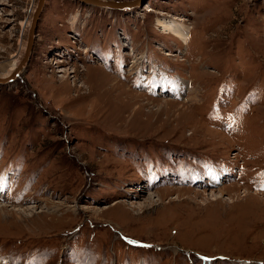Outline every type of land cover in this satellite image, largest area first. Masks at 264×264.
<instances>
[{
  "label": "rangeland",
  "instance_id": "374dc122",
  "mask_svg": "<svg viewBox=\"0 0 264 264\" xmlns=\"http://www.w3.org/2000/svg\"><path fill=\"white\" fill-rule=\"evenodd\" d=\"M37 4L0 0V76ZM0 264H264V0H47L0 84Z\"/></svg>",
  "mask_w": 264,
  "mask_h": 264
},
{
  "label": "water",
  "instance_id": "95a60500",
  "mask_svg": "<svg viewBox=\"0 0 264 264\" xmlns=\"http://www.w3.org/2000/svg\"><path fill=\"white\" fill-rule=\"evenodd\" d=\"M83 4H87L90 6H97V7H105V6H119V7H132L138 3H140L142 0H134L132 2H114V1H107V0H78ZM47 0H38V4L36 6V9L33 14V18L30 24L29 34H28V41L27 46L25 49L24 56L22 57L21 61L18 63L17 67L13 71V73L6 79L1 78L0 76V84H5L14 81L21 73V71L24 69L26 64L29 62L34 42L37 36V29L39 25V21L41 19V15L43 13V10L46 6ZM144 3V2H143Z\"/></svg>",
  "mask_w": 264,
  "mask_h": 264
},
{
  "label": "bare ground",
  "instance_id": "6f19581e",
  "mask_svg": "<svg viewBox=\"0 0 264 264\" xmlns=\"http://www.w3.org/2000/svg\"><path fill=\"white\" fill-rule=\"evenodd\" d=\"M162 26L164 29H162L164 32H171L173 33L176 37H178L179 39L183 40L184 42H187L188 38H189V34L190 31L189 29H187L185 27V25H180L177 24L175 22H170V23H165L162 22ZM18 65V61L17 60H13L10 63V67L8 69H5L4 73L2 74L1 78H8L13 71L15 70V68Z\"/></svg>",
  "mask_w": 264,
  "mask_h": 264
}]
</instances>
